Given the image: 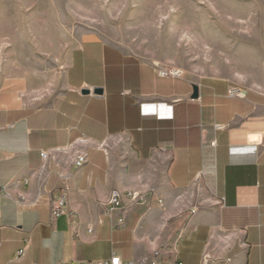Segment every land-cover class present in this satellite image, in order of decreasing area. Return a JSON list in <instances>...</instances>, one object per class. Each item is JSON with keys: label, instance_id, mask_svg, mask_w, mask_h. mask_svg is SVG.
Wrapping results in <instances>:
<instances>
[{"label": "crops", "instance_id": "crops-1", "mask_svg": "<svg viewBox=\"0 0 264 264\" xmlns=\"http://www.w3.org/2000/svg\"><path fill=\"white\" fill-rule=\"evenodd\" d=\"M131 191L151 200L107 215L103 201ZM113 256L264 264V62L239 80L162 76L84 39L54 91L0 78V264Z\"/></svg>", "mask_w": 264, "mask_h": 264}, {"label": "rangeland", "instance_id": "rangeland-1", "mask_svg": "<svg viewBox=\"0 0 264 264\" xmlns=\"http://www.w3.org/2000/svg\"><path fill=\"white\" fill-rule=\"evenodd\" d=\"M84 39L160 72L239 80L264 62V0H0V78L54 91Z\"/></svg>", "mask_w": 264, "mask_h": 264}, {"label": "built area", "instance_id": "built-area-1", "mask_svg": "<svg viewBox=\"0 0 264 264\" xmlns=\"http://www.w3.org/2000/svg\"><path fill=\"white\" fill-rule=\"evenodd\" d=\"M162 76H173V77H181L182 74L177 71H170V72H160ZM240 93L236 89H232L230 91V96H237ZM46 153H42L41 157L42 159L46 158ZM87 163V155L81 154L78 156V158L75 161V164L77 167H81L82 165H85ZM148 196L142 193H137L134 191L128 192L126 194H121L118 192L112 193V196H109L105 201H103L102 205L106 208L107 215H110L114 210L116 209H122L123 211L129 210L131 207L136 205L137 203H147L150 200L147 198ZM148 200V201H147ZM158 204L161 206L162 201H159ZM108 208V210H107ZM66 213L62 206V200L60 203H52L51 205V216L57 217V215H61ZM24 253V251L19 252V255L21 256ZM91 264H122L120 262V259L118 257H111L108 261H98Z\"/></svg>", "mask_w": 264, "mask_h": 264}, {"label": "water", "instance_id": "water-1", "mask_svg": "<svg viewBox=\"0 0 264 264\" xmlns=\"http://www.w3.org/2000/svg\"><path fill=\"white\" fill-rule=\"evenodd\" d=\"M88 94H89L88 91H81V95H83V96H87ZM93 94L99 95V94H101V91H99L98 89H96V90L93 91ZM196 97H197V92H196V89L194 88L193 89L192 98L195 99Z\"/></svg>", "mask_w": 264, "mask_h": 264}, {"label": "bare ground", "instance_id": "bare-ground-1", "mask_svg": "<svg viewBox=\"0 0 264 264\" xmlns=\"http://www.w3.org/2000/svg\"><path fill=\"white\" fill-rule=\"evenodd\" d=\"M110 196H112V194Z\"/></svg>", "mask_w": 264, "mask_h": 264}]
</instances>
